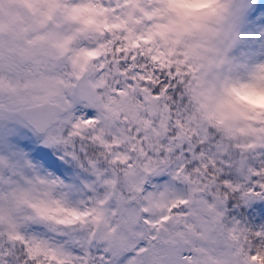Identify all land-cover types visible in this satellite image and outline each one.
Returning <instances> with one entry per match:
<instances>
[{"label":"snow or ice","instance_id":"6c2138e0","mask_svg":"<svg viewBox=\"0 0 264 264\" xmlns=\"http://www.w3.org/2000/svg\"><path fill=\"white\" fill-rule=\"evenodd\" d=\"M0 264H264V0H0Z\"/></svg>","mask_w":264,"mask_h":264}]
</instances>
